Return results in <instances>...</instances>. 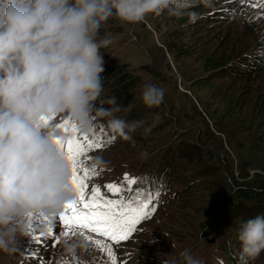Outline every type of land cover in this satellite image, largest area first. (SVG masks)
<instances>
[{
    "label": "rangeland",
    "instance_id": "1",
    "mask_svg": "<svg viewBox=\"0 0 264 264\" xmlns=\"http://www.w3.org/2000/svg\"><path fill=\"white\" fill-rule=\"evenodd\" d=\"M261 4L264 0H238L230 7L231 15L216 14L214 24L206 22L201 31H191L185 39L186 47L181 49L180 33H156L146 18L135 24L114 16L104 21L96 37L111 40L100 49L103 61L128 63L142 84L163 88L164 96L159 106V128L151 139L133 146L131 135L130 139L117 136L115 144L88 151L89 158L83 163L95 174L87 181L86 191L90 195V187L95 185L104 197L122 201L119 195L143 182V177L154 169L158 154L163 155V163L173 164L167 170L168 190L155 200L148 217L138 223L131 236L119 243L96 233H88L93 237L91 241L80 235H61L59 215L53 218L36 214L29 218L30 230L20 238L17 251L0 252V264H113L109 247L116 264H166L178 259L185 248L202 264L222 263L219 256L226 259L230 251L237 253L236 233L241 223L264 214L263 192V197L256 200L237 195L238 186L246 187V174L264 179V124L257 126V122L264 121V83L261 74L252 71L241 76H210L203 62L215 51L233 60L261 47ZM209 77L211 86L207 85ZM232 93L239 94L236 103L240 112L223 122L227 116L220 120L218 116L225 114L213 108L220 107L222 112L225 106L235 109L223 103V98ZM137 98L141 99L140 94ZM63 118L67 117L57 116L55 120L60 123ZM250 121L255 122L249 126ZM58 132L62 137L71 134ZM77 135L83 136L79 132ZM133 149H143L153 156L147 164L144 160L132 161L129 157L135 153ZM125 173L136 183H127ZM110 182H118L121 191H108L104 185ZM148 197L146 189L133 190L126 204L135 205ZM33 236H38L39 242ZM55 236H59L58 241L53 239ZM70 240L82 241L83 246L69 254L64 242ZM96 240L102 244L97 246ZM251 264H264V252Z\"/></svg>",
    "mask_w": 264,
    "mask_h": 264
},
{
    "label": "clouds",
    "instance_id": "2",
    "mask_svg": "<svg viewBox=\"0 0 264 264\" xmlns=\"http://www.w3.org/2000/svg\"><path fill=\"white\" fill-rule=\"evenodd\" d=\"M196 2L0 0V252L17 251L30 217L55 218L75 198L55 118L67 117L87 135L105 111H93L103 90L100 49L111 43L107 36L96 38L102 23L114 16L135 24L165 10L179 16ZM163 96L164 89L155 84L142 86L140 98L148 107L160 105ZM109 123L125 139L139 126L115 117ZM237 239L241 264H251L264 252V214L242 222ZM82 246L79 240L64 242L69 254ZM166 264L202 262L185 248Z\"/></svg>",
    "mask_w": 264,
    "mask_h": 264
},
{
    "label": "trees",
    "instance_id": "3",
    "mask_svg": "<svg viewBox=\"0 0 264 264\" xmlns=\"http://www.w3.org/2000/svg\"><path fill=\"white\" fill-rule=\"evenodd\" d=\"M213 1L215 0H211L210 4L205 5L201 0H197L194 5L184 9L179 16L170 15L167 10H165L158 15L149 13L145 18L147 22H150L151 28L156 33H180L181 37L179 40H181V45L178 49H181L186 47L184 45L186 43L185 39L191 31H201L202 26L206 22H212V24H214V21L218 18L216 17V14H222L224 16L231 15L233 12L231 9L233 8V3L237 2L238 4V0H224L220 4L213 3ZM206 9H208L209 12H206ZM219 18L223 19L227 17ZM203 64L206 71L213 77H220L225 73H227L228 76H241V74L247 75L252 71L261 74V82L264 83V43L261 47L257 49L253 48L251 51L241 56H237L233 60L232 58L229 60L228 57L227 59H224L220 53L218 54L215 51L213 54L205 56ZM103 67L104 71L101 73L103 77V90L97 102L93 104V111L97 108H103L105 111L100 112L95 117L93 120L92 131L90 134H87V136L91 139L94 136L101 141L110 140L113 137L116 138L117 136H120L112 129L109 123V121L115 117L129 123L135 121L139 122V126L129 133L134 140L133 146L138 142L151 139L153 134L159 128L158 118L161 115L159 109L160 105L148 107L141 99L137 98V95L141 93L144 83L142 84L143 81L141 82L139 76L128 65V63L122 62L113 64L109 61H104ZM210 80L211 77H209V81H207L208 84L206 83L209 86H211L209 83ZM239 99V94L237 93L226 95L223 98L224 105L231 104L235 106V109L225 106L222 112V108L220 107L213 108L215 112L220 109L221 112L219 113L225 114L218 116L220 120L227 116V118L222 121L228 122L236 113L240 112L239 104L236 103ZM260 109L261 108H259L258 111H260ZM227 110L229 111L227 112ZM254 122L255 121H250L249 126ZM257 123V126L260 127L264 124V121L262 120ZM145 129H149V131L146 132ZM111 144L115 143L111 142ZM133 150L135 153H131L132 156L129 157L132 161L144 160L143 163L147 164V159L153 156V153H147V156H141V152L145 151L143 149ZM162 161L163 155L158 154L157 160L154 163V169L143 177V182L137 183L136 186L132 187L133 189L131 188L124 194L119 195L118 200L122 199L126 204V198L133 193V190L138 191L140 189H146V191L149 192L148 200L151 201V208L154 205L155 200L158 198L160 199L161 194L168 190L167 181L169 182L168 176L170 173H167V170L171 169L173 164L170 162L163 163ZM149 164L152 165V163ZM255 178H258L259 181H254ZM244 182H246L244 183V186L246 187H237L238 196L250 198V200H256L263 197L264 179L262 176L254 174V177H251L246 174ZM104 198L110 199L106 197ZM220 232H223V230H220ZM235 244H237L238 247L237 253L230 251L226 259L219 256L222 263L216 262V264H241V262H238V260L240 261V258L237 257L240 253V242L237 239V233Z\"/></svg>",
    "mask_w": 264,
    "mask_h": 264
},
{
    "label": "snow or ice",
    "instance_id": "4",
    "mask_svg": "<svg viewBox=\"0 0 264 264\" xmlns=\"http://www.w3.org/2000/svg\"><path fill=\"white\" fill-rule=\"evenodd\" d=\"M260 6L264 8V4ZM56 127L65 134L71 133L65 137L59 136L57 139L62 138L60 146L70 165V183L75 193V198L66 203L59 214V223L63 226L61 235H80L91 241L93 237L88 233H96L116 243L127 240L138 223L148 217L151 201L145 200L133 205L132 202L125 204L123 201L105 199L101 189L95 185L90 187V195L86 191L89 189L87 181L95 174L84 166V159L89 158L86 154L91 149H100L114 142V137L108 141H101L89 139L87 135H77L75 125L67 118L61 119ZM123 179L129 184L136 183L135 178L130 177L128 173L124 174ZM104 187L112 193L121 191L118 182L107 183ZM47 231L51 235V229ZM33 239L39 242L38 236H33ZM53 239L58 241L59 236ZM95 243L97 246L102 244L100 240H96ZM108 255L113 260V264H116L111 247L108 249Z\"/></svg>",
    "mask_w": 264,
    "mask_h": 264
}]
</instances>
